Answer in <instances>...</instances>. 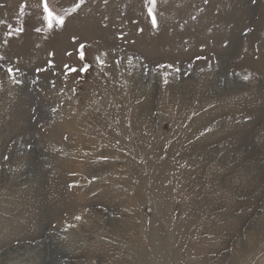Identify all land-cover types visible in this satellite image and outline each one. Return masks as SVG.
Returning <instances> with one entry per match:
<instances>
[{
    "label": "rangeland",
    "instance_id": "1",
    "mask_svg": "<svg viewBox=\"0 0 264 264\" xmlns=\"http://www.w3.org/2000/svg\"><path fill=\"white\" fill-rule=\"evenodd\" d=\"M42 10L0 0V264H264V0Z\"/></svg>",
    "mask_w": 264,
    "mask_h": 264
},
{
    "label": "snow or ice",
    "instance_id": "2",
    "mask_svg": "<svg viewBox=\"0 0 264 264\" xmlns=\"http://www.w3.org/2000/svg\"><path fill=\"white\" fill-rule=\"evenodd\" d=\"M107 2V0H105ZM84 3V0H79L78 3L73 5L71 8L67 9L64 11V14L61 15L57 13L53 8L50 7L49 5V0H43V22H46L47 28L52 29L53 26L55 25L56 27H62L65 23L66 17L70 16L71 14L75 13L81 5ZM146 6H147V12L148 14L152 17V24L155 27L157 24L156 16H155V11L157 7V0H146ZM37 31H40V29H36ZM17 31H22V29H18ZM82 49L84 48V45L80 46ZM80 58L84 59V54L81 52ZM5 59L4 57H0V60ZM99 60V58H97ZM0 67H3V65H0ZM171 67V66H169ZM88 68V65H84L80 71H86ZM42 69H38L40 71ZM20 69L18 67L13 68V67H8L7 72L12 79L13 83H20L19 79L17 78L16 73H18ZM71 71H76V69H71ZM250 77L248 75H245L243 77L244 80H248ZM167 82V81H165ZM7 159V157H5ZM76 219H81L80 217H76Z\"/></svg>",
    "mask_w": 264,
    "mask_h": 264
}]
</instances>
